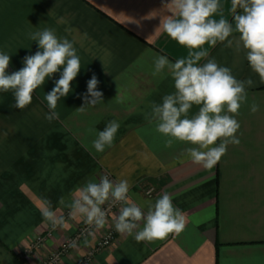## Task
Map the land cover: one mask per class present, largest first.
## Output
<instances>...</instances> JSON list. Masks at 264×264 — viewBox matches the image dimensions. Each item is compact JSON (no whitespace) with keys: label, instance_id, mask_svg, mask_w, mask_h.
<instances>
[{"label":"crops","instance_id":"crops-1","mask_svg":"<svg viewBox=\"0 0 264 264\" xmlns=\"http://www.w3.org/2000/svg\"><path fill=\"white\" fill-rule=\"evenodd\" d=\"M168 2L0 0V53L11 57L8 74L23 68L26 56L42 51L30 34L46 28L73 42L81 61L72 90L57 103L59 117L51 122L45 119V95L63 67L46 78L24 109L13 106V91H0V264H43L51 249L84 224L83 218L69 215L75 190L89 180L98 182L103 171L111 172L115 182L129 181L128 195L145 215L162 193H169L186 226L179 235L153 241L137 242L118 233L115 243L83 261L105 230L114 227L117 211L58 264H264V83L242 47L237 51L227 41L205 44L208 56L200 64L214 58L238 80L254 82L236 116L240 144L229 145L210 170L187 156L186 150L194 147L190 143L176 141L166 147L167 137L156 131L150 114L153 103L162 104L175 91L174 81L170 75L152 76L153 59L165 55L174 63L188 54L158 29L161 16L169 14L162 8ZM220 3L224 18L235 27L231 0ZM238 36L234 32L229 39ZM93 75L102 101L78 112ZM253 102L259 105L255 113L250 110ZM198 110L193 105L189 117ZM111 121L120 124L113 145L98 153L91 142ZM151 186L154 191L148 196L145 191ZM47 202L66 225L34 245L53 228L41 213Z\"/></svg>","mask_w":264,"mask_h":264},{"label":"clouds","instance_id":"clouds-1","mask_svg":"<svg viewBox=\"0 0 264 264\" xmlns=\"http://www.w3.org/2000/svg\"><path fill=\"white\" fill-rule=\"evenodd\" d=\"M162 8L169 14L161 16L158 29L188 49V54L174 63L165 55L154 57L152 76L170 75L175 91L165 95L162 104L153 103L150 119L155 121L156 131L167 137L166 147H172L176 141L190 143L194 147L186 150L187 156L194 164L210 170L226 154L229 145L240 144L236 135L240 123L236 116L247 103V88L254 82L251 78L238 80L230 68L219 65L214 58L200 64L208 56L204 45L214 47L218 42L227 41V46L235 44L237 51L242 47L250 68L264 83V0H231L235 27L224 18L220 0H170ZM217 14L219 19L214 18ZM234 32L239 33L238 38L229 39ZM30 38L38 42L42 51L26 56L24 67L18 71L8 74L11 57L0 53V91H13V106L24 109L32 103L34 91L46 78L63 67L55 86L45 95L49 109L45 119L51 122L59 117L57 103L72 90L71 83L80 72L81 61L73 42L59 38L53 29L31 33ZM98 83L95 75L87 82L85 104L76 109L78 112L102 101ZM193 105L199 106V110L189 117ZM250 110L255 113L259 105L253 102ZM119 127V122L111 121L96 134L91 142L96 152L102 153L113 145ZM129 189L126 179L113 182L104 175L98 183L89 180L75 190L68 205L69 215L73 219L81 217L86 225L99 230L108 223L107 211L102 206L108 203L111 208L119 203L122 205L119 214L112 217L115 230L134 236L137 242L165 239L184 230L186 217L174 206L169 193H162L145 215L129 197ZM41 213L53 229L66 225L64 217L51 210L50 202L41 208ZM70 246L75 247V242Z\"/></svg>","mask_w":264,"mask_h":264},{"label":"built area","instance_id":"built-area-1","mask_svg":"<svg viewBox=\"0 0 264 264\" xmlns=\"http://www.w3.org/2000/svg\"><path fill=\"white\" fill-rule=\"evenodd\" d=\"M153 191L154 188L151 186L146 189L145 193L148 196H151L153 194ZM121 206V204L117 203L109 208L108 203H106L102 206V208L107 211V219H109L115 212L120 210ZM94 229L95 228H93L92 226H88L84 223L82 227L78 228L75 236L68 237V239L64 243L58 245L59 247H55V250L50 253L43 264H58L61 257L72 248V246H70L72 242H75V245L78 244L81 239L90 236L94 232ZM117 235L118 232L115 230V227H108L103 235L99 238V240H97L95 246L84 257L83 261L89 262L97 250L109 247L113 243H115L117 241Z\"/></svg>","mask_w":264,"mask_h":264},{"label":"rangeland","instance_id":"rangeland-1","mask_svg":"<svg viewBox=\"0 0 264 264\" xmlns=\"http://www.w3.org/2000/svg\"><path fill=\"white\" fill-rule=\"evenodd\" d=\"M104 175H107L108 177H109V179L111 180V181H113V182H115V180H114V176H113V174L111 173V172H109V171H103V172H101L100 173V175H99V179H100V177L101 176H104ZM99 179H98V182H99ZM97 182V183H98ZM83 226V225H82ZM82 226H80V227H82ZM79 227V228H80ZM53 232H54V229L53 228H50V230H48V232H47V234L46 235H43V236H39L38 237V239L36 240V242L34 243V245H39V244H41V243H44L46 240H48V239H50L51 237H53ZM77 233V232H76ZM73 236H75V234L74 235H72L71 237H73ZM99 240V239H98ZM64 243V242H63ZM55 247H59L58 245H56ZM54 247V248H55ZM51 249V252H53L55 249ZM50 252V253H51ZM50 255V254H49ZM48 255V256H49ZM47 256V257H48ZM47 259V258H46Z\"/></svg>","mask_w":264,"mask_h":264}]
</instances>
